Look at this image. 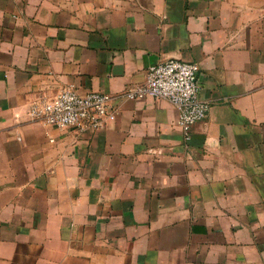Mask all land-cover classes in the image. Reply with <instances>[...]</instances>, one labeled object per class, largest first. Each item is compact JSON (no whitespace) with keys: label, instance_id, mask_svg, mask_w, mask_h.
I'll use <instances>...</instances> for the list:
<instances>
[{"label":"crops","instance_id":"0c3cea01","mask_svg":"<svg viewBox=\"0 0 264 264\" xmlns=\"http://www.w3.org/2000/svg\"><path fill=\"white\" fill-rule=\"evenodd\" d=\"M199 67L188 135L150 65ZM73 85L115 118L30 116ZM0 264H264V0H0Z\"/></svg>","mask_w":264,"mask_h":264},{"label":"built area","instance_id":"2783aa9c","mask_svg":"<svg viewBox=\"0 0 264 264\" xmlns=\"http://www.w3.org/2000/svg\"><path fill=\"white\" fill-rule=\"evenodd\" d=\"M199 67L194 62L167 59L147 69L142 85L125 91L123 98L165 99L178 112V124L186 135L194 123L202 120L209 104L199 97ZM114 97L107 93L90 91L79 93L73 85L62 88L52 99L33 105L30 116L46 125L75 127L78 131L97 129L115 118Z\"/></svg>","mask_w":264,"mask_h":264}]
</instances>
